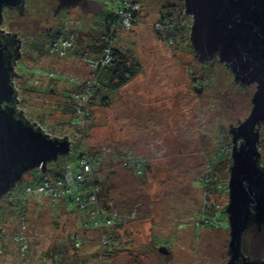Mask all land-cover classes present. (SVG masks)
Listing matches in <instances>:
<instances>
[{"label":"rangeland","instance_id":"374dc122","mask_svg":"<svg viewBox=\"0 0 264 264\" xmlns=\"http://www.w3.org/2000/svg\"><path fill=\"white\" fill-rule=\"evenodd\" d=\"M122 1L101 0L104 7H97V14L72 6L55 15L58 0H31L23 17L7 15L12 14L10 28L21 31L26 52L17 65L18 82L26 79L18 85L19 105L45 133L68 135L71 150L45 169L25 172L0 200V264H42V254L66 243L62 264H225L228 258L230 129L252 111L257 83L242 85L225 63L198 60L188 33L193 17L183 0H137L135 25L121 24ZM172 13L173 24L160 25L164 14ZM109 25L116 31V48L134 55L142 70L109 94L108 105L101 97L87 104L91 115L84 125L86 116L70 111L71 100L85 106L72 90L83 92L95 82L83 55L102 46ZM58 26L68 36L75 34L65 54L49 52ZM259 128L264 166V122ZM98 149L105 151L99 178L119 216L107 229L113 231L110 244L104 241L97 206L88 215L65 196L27 190L45 174L53 183L67 171L76 176L83 171L80 157ZM70 234L81 240L79 249L74 250ZM242 251L264 259V228L253 224L245 232Z\"/></svg>","mask_w":264,"mask_h":264},{"label":"water","instance_id":"95a60500","mask_svg":"<svg viewBox=\"0 0 264 264\" xmlns=\"http://www.w3.org/2000/svg\"><path fill=\"white\" fill-rule=\"evenodd\" d=\"M8 1L12 5L22 2ZM183 1L186 13L193 17L190 41L198 60L204 64L225 63L231 68L236 82L242 85L257 83L251 98L252 111L243 122L239 120V126L231 124L230 129L234 144L233 164L229 168L230 200L225 209L230 225L231 257L227 264H239V258L243 257V236L251 220H255L260 228L264 225V170L258 163L261 158L259 127L264 122V0ZM88 3V0H59L58 8L78 4L86 8ZM1 67L0 196L20 181L25 172L35 167L44 168L68 149L64 139L53 138L56 135H48L40 126L41 130H38L20 123L3 108L2 102L13 98L14 88ZM238 139L243 140L240 145H237ZM160 251L169 253L165 246L160 247Z\"/></svg>","mask_w":264,"mask_h":264},{"label":"trees","instance_id":"16d2710c","mask_svg":"<svg viewBox=\"0 0 264 264\" xmlns=\"http://www.w3.org/2000/svg\"><path fill=\"white\" fill-rule=\"evenodd\" d=\"M128 1L130 0L122 1V4L119 7V12L121 11V9L126 10L125 8L127 7L126 5ZM136 1L137 0L134 1L135 4H137ZM121 15H122V21H121V24H122L123 14ZM139 16L140 15L139 13H137L136 10H132V17L134 19L133 18L131 19V24L133 23L135 25L139 19ZM165 17L166 16L164 14L162 19L160 20V25H165L166 26L165 28H167L166 23L173 24L172 21L174 20L173 19L174 14L172 13L169 18L167 17L165 18ZM179 17L180 18L182 17V14H180V12H179ZM190 29H191V26L190 28L188 26V33H190ZM56 30H57V33L55 34L56 37L60 33H63V32L65 33V30L61 31L60 26H58ZM158 32L160 33V30ZM115 33L116 31H114V26L109 25L103 33L102 46H100L99 48L95 47V49L91 51V53L87 52L85 55H83V59L88 60V62L90 63L92 62L93 59H97L100 62L98 65H95V67L93 66L94 68H92L93 77H94L95 82L90 84L88 86L89 88L87 87L86 90L80 96L81 99L82 97L84 98V101L86 100V98H89L90 101L88 103L85 101L84 102L85 106L83 107L82 104L77 105V103H74L75 100H71L73 108L72 109L70 108L71 109L70 111H72L73 113L75 112L74 114L79 113L80 115L83 114L84 116H86L83 122L84 125L88 122L87 121L88 115H89V118L91 115L90 111L89 112L85 111L87 104L88 106H91L92 104L96 102L98 98L101 97L100 99L101 104L104 106L108 105L109 100H110L109 94L119 91L122 87L127 85L133 78H135L139 74V72L142 70V65L140 61H138V59L134 55L121 51L119 48H116L115 46V35L116 34ZM69 35H72L73 38L75 37L74 32H70ZM169 39L171 40V42L174 41L173 36H170ZM54 40L55 39H53L51 43L49 44L50 53H52L50 47ZM68 50L69 48L65 50L64 54ZM89 54H92L93 56H90ZM107 55L111 56L110 60L103 61V59ZM74 85H76V82L74 83ZM79 90H80V87L73 89L72 91L77 92ZM68 97L70 99L74 98V97L71 98V95H68ZM52 137L55 139L56 138L59 140L64 139L65 141H68V149L63 154H66L67 152L71 150V140L69 136L67 137L52 136ZM63 154L61 153V155ZM104 158H105V151L103 149H98L95 152H89L88 155L86 154L85 156L80 157V160L87 159L88 161L89 159V166H91L90 170H85L83 167V171L80 172L82 173V176L79 179L76 177H71V181L69 183H68L69 180L67 179L66 174L63 178H58V179H62L64 181L63 184L65 188L68 189V191L63 194V196H65L64 198L66 202H75L77 205H79L78 207H81V206L84 207L88 215L92 208H94L95 206L98 207L97 211L100 217L99 221L104 226L103 233L106 235L104 241H106V244L107 243L110 244L111 242L114 241V236H113V231L107 230V229L108 227H112V226L115 227L117 225V218L119 216L113 210L114 201L111 202L112 204H108L111 201L109 200V198H107L109 194L108 190L107 188L104 187V184L99 178L100 177L99 167L101 163L103 162ZM258 163H259V166L264 170V166L262 165L261 159L259 160ZM66 173L68 174V171ZM86 173H88L87 182H85V178L87 176ZM42 182H44L43 177L41 178L38 185L36 186L37 189L35 190V192L38 191V187L40 186ZM28 187L32 188L30 185ZM92 197H95V198L91 200ZM68 238L73 242L74 250L79 249L81 240L78 239L77 235L70 234ZM78 242H80V244ZM69 247L70 246L67 243L52 247L49 251L41 255L42 264H47L49 259L53 260L52 261L53 264H57L58 261L60 262V264H62L63 259L65 258L64 256L68 254ZM58 257H60V259H58Z\"/></svg>","mask_w":264,"mask_h":264},{"label":"flooded vegetation","instance_id":"af4514ba","mask_svg":"<svg viewBox=\"0 0 264 264\" xmlns=\"http://www.w3.org/2000/svg\"><path fill=\"white\" fill-rule=\"evenodd\" d=\"M59 1V0H58ZM89 3L86 5V8H82L80 4L76 5L75 7H80L84 10L85 15L88 13L89 10H94V13L97 14V7L102 8L101 0H88ZM135 1V0H134ZM27 2L28 0H22L19 5H12L8 0H0V66L2 69V73L8 77L9 82L12 84L14 88V95L10 101H3L2 106L7 111L12 114V117L18 120L20 123H25L26 125L33 126L35 129L41 130L36 123L30 120V118L25 115L24 109L19 105L21 100V92L22 90L18 87V85L22 86L26 79H22L21 82H18V79L21 77L17 69V65L19 60L23 58V55L26 53L23 48L24 37L19 30H12L10 28V18L12 14L9 15V19H7V15L9 12H16L17 17H23V15L27 12ZM59 5V4H58ZM57 5V6H58ZM54 8V14L56 15L59 10L58 7ZM96 9V10H95ZM96 11V12H95ZM3 62V65L1 64ZM61 140V139H60ZM243 140L240 139L239 143L241 144ZM19 182V181H18ZM16 182L10 190H8L5 194L0 196V200L2 198H6L11 191L13 190L14 186L18 183ZM257 224L255 220H251L249 228L253 225ZM248 228V229H249ZM258 230H262L264 225L259 226L257 224ZM243 257L241 256L238 260L239 264H247V263H254V264H262L264 263V259L262 258H251L249 255H246L243 251ZM230 248L228 249V258L225 262L227 264L230 260Z\"/></svg>","mask_w":264,"mask_h":264},{"label":"built area","instance_id":"2783aa9c","mask_svg":"<svg viewBox=\"0 0 264 264\" xmlns=\"http://www.w3.org/2000/svg\"><path fill=\"white\" fill-rule=\"evenodd\" d=\"M126 6H127L125 8L126 10L121 9L120 12H121V14H123V23L125 22V23L131 25V19L133 18L132 17V10H136L138 5L134 4L133 0H130L127 2ZM72 45H73V36L72 35L68 36L67 34H65L63 32V33L58 34V36L52 42L50 49H51L52 53L64 54L65 50L70 48ZM110 57H111L110 55H107L103 59V61L104 60L109 61ZM92 63H93V66L95 67V65H98L100 62L97 59H93ZM80 96L81 95L77 94V97H80ZM82 101H84L83 97H82ZM85 101H87V98ZM81 164H83V167L85 170H90V166H89V163L87 162V159H82ZM28 189L30 190L29 187H27V190ZM38 191L50 194L53 198H58V197L63 196V194L68 191V189L62 185L52 184L51 182H49V180H47V178H44V182H42L40 184V186L38 187ZM94 198L95 197H92L91 200H93ZM15 237H16V239H19V237L21 238V236H17V235ZM78 243L80 244V242H78ZM25 246H27V245L25 244L23 246V249H25Z\"/></svg>","mask_w":264,"mask_h":264},{"label":"bare ground","instance_id":"6f19581e","mask_svg":"<svg viewBox=\"0 0 264 264\" xmlns=\"http://www.w3.org/2000/svg\"><path fill=\"white\" fill-rule=\"evenodd\" d=\"M87 62H88V60H87ZM88 64H89L90 66H92V68H94L92 62H91V63L88 62ZM82 86H83V85H82ZM88 86H89V85H88ZM88 86H87V87H88ZM84 87H85V85H84ZM84 91H85V90H84ZM84 91H83V92H84ZM83 92H81V91L79 90V91H77L76 93H77L78 95H82ZM74 103H77V105L80 104V103H78L77 101H74ZM40 126H41V125H40ZM42 131H43V130H42ZM47 134H48V133H47ZM67 142H68V141H67ZM60 155H61V154H59L57 157H59ZM55 159H56V158H55ZM46 165H47V164H46ZM39 168H43V167L41 166V167H39ZM45 168H46V166H45L43 169H45ZM68 168L70 169L69 166H68ZM66 175H67V176H66L67 179L69 180V181H68V183H69V182L71 181V175H69V173H68V174L66 173ZM72 176H73V177H76V178L79 179V178L82 176V173H78L76 176H74V174H72ZM43 178H47V180H49V182H51L52 184H55V185L57 184V185H62V186H64V184H63L64 181H63L62 179H58V178H57L56 181L53 183L52 180L49 179V176H48L47 174H45V175L43 176ZM30 186H31L32 188H30V190L28 189L29 192H32V191L35 192V190H36L37 188L34 187V186H32V185H30Z\"/></svg>","mask_w":264,"mask_h":264},{"label":"crops","instance_id":"0c3cea01","mask_svg":"<svg viewBox=\"0 0 264 264\" xmlns=\"http://www.w3.org/2000/svg\"><path fill=\"white\" fill-rule=\"evenodd\" d=\"M101 6H102V8H103V7H104V3H102V5H101Z\"/></svg>","mask_w":264,"mask_h":264}]
</instances>
